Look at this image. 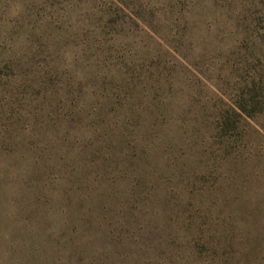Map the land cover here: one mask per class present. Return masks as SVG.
Instances as JSON below:
<instances>
[{"label": "rangeland", "instance_id": "rangeland-1", "mask_svg": "<svg viewBox=\"0 0 264 264\" xmlns=\"http://www.w3.org/2000/svg\"><path fill=\"white\" fill-rule=\"evenodd\" d=\"M0 264H264V0H0Z\"/></svg>", "mask_w": 264, "mask_h": 264}]
</instances>
